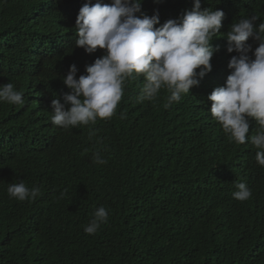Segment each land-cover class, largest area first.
<instances>
[{"label":"trees","instance_id":"16d2710c","mask_svg":"<svg viewBox=\"0 0 264 264\" xmlns=\"http://www.w3.org/2000/svg\"><path fill=\"white\" fill-rule=\"evenodd\" d=\"M86 2L0 0V86L12 83L25 101L0 102V159L10 158L0 170V264H264V167L250 139H228L208 100L238 55L227 52L226 33L252 15L257 25L264 22V0H201L202 9L225 14L212 41L219 50L211 71L179 103L165 109L164 89L154 101L138 102L144 78L126 81L110 120L70 135L52 123L51 97L65 86L70 65L78 79L104 54L75 46ZM193 6L194 0H142L141 12H158L162 25ZM248 43L253 51L258 46ZM258 129L250 120L249 137ZM97 151L106 164L94 162ZM20 182L39 187L40 195L33 202L10 198L9 184ZM237 183L251 190L248 200L233 198ZM100 206L108 221L86 234Z\"/></svg>","mask_w":264,"mask_h":264},{"label":"clouds","instance_id":"9594fccd","mask_svg":"<svg viewBox=\"0 0 264 264\" xmlns=\"http://www.w3.org/2000/svg\"><path fill=\"white\" fill-rule=\"evenodd\" d=\"M159 2V0H155ZM142 0H112L111 4H95L88 0L80 9L75 22V46L87 54L103 50V55L86 66L87 75L77 79L78 68L70 65L62 82L69 88L63 103L51 97L52 123L68 134L70 128L95 124L98 119L110 120L124 95L125 82L144 78L138 102L154 101L162 89L169 95L164 108L179 103L193 86L210 72L214 53V38L220 36L224 12L203 8L201 0H194L191 10L178 19L160 25L159 13L148 16L141 12ZM69 7V6H68ZM137 13H140L138 16ZM252 15L231 25L226 33L227 52L231 70L224 86L216 87L208 96L210 113L230 141L246 144L249 139L257 149L256 161L264 167V22ZM156 25H160L156 27ZM258 43L254 49L249 39ZM249 53H252L250 56ZM254 57V58H253ZM199 69V71H197ZM24 93L12 83L0 86V102L23 105ZM125 114L121 113V119ZM255 120L259 129L249 137V121ZM97 164L107 161L99 151L93 153ZM233 198L248 200L252 193L245 183H237ZM40 188L29 189L25 183H11L10 198L33 202ZM108 210L100 206L93 213L84 232L94 235L108 221Z\"/></svg>","mask_w":264,"mask_h":264},{"label":"rangeland","instance_id":"374dc122","mask_svg":"<svg viewBox=\"0 0 264 264\" xmlns=\"http://www.w3.org/2000/svg\"><path fill=\"white\" fill-rule=\"evenodd\" d=\"M68 4H66L65 6H64V9H67L68 8ZM63 9V10H64ZM48 53H49V48H48V46H44V48H43V54H42V56H43V58H47L48 57ZM70 91H69V88L68 87H66L65 86V88H62L58 93H57V96H56V99H59L60 101H61V103H63V96L66 94V93H69ZM67 131H69L70 133H76L77 131H78V129H77V127L76 128H70V129H68ZM4 140H5V142H7L8 141V137L6 136V135H4ZM210 140H211V138H210ZM96 151V150H95ZM9 152H11V151H9ZM83 159H87L86 158V156L85 155H83ZM46 160V159H45ZM10 162V158L9 157H5V158H1L0 159V170H3V165H5L6 163H9ZM43 161H41V163H42ZM58 170H60L61 168L60 167H56Z\"/></svg>","mask_w":264,"mask_h":264}]
</instances>
